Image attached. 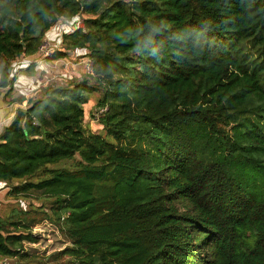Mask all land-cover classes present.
Segmentation results:
<instances>
[{"label":"trees","instance_id":"trees-1","mask_svg":"<svg viewBox=\"0 0 264 264\" xmlns=\"http://www.w3.org/2000/svg\"><path fill=\"white\" fill-rule=\"evenodd\" d=\"M76 15L51 58L87 49L92 72L1 136L8 194L47 202L0 215V258L47 219L71 242L55 264H264V0H0V87Z\"/></svg>","mask_w":264,"mask_h":264},{"label":"crops","instance_id":"crops-1","mask_svg":"<svg viewBox=\"0 0 264 264\" xmlns=\"http://www.w3.org/2000/svg\"><path fill=\"white\" fill-rule=\"evenodd\" d=\"M62 21L47 32L45 41L53 44L58 41ZM89 59L87 49L78 48L71 50L65 58L43 59L37 52L14 61L11 67L13 83L0 87V141L17 111L28 108L31 97L41 95L44 90L42 87L48 86L50 82L56 84L57 81L80 80L87 76Z\"/></svg>","mask_w":264,"mask_h":264},{"label":"rangeland","instance_id":"rangeland-1","mask_svg":"<svg viewBox=\"0 0 264 264\" xmlns=\"http://www.w3.org/2000/svg\"><path fill=\"white\" fill-rule=\"evenodd\" d=\"M69 20L70 19L63 20L61 26ZM61 39L62 37L59 38L58 41L61 42L60 45H63ZM61 83H67V81L64 82V80H61L56 82V84ZM93 98L94 100L96 99L95 95H93ZM94 100H92L93 104L88 106L89 112L85 122L89 124L94 131L100 132L102 131V126L99 124L98 119H91L90 117L91 112H94ZM63 166L73 167V162L66 161L59 164L58 166L53 165L52 167L57 168ZM14 183H17V181H15ZM14 183L0 182V215L6 216L14 206L17 208L23 206L27 209H30L33 206L36 207L41 205V201L47 202V200L42 199L43 197L41 194H39V196H36L38 194H32L30 197H16L9 195L8 192ZM36 197L41 198L38 199ZM33 233L38 236L39 240L35 243H25L26 251L30 254L27 260H19L17 258H0L1 264H55V261L50 260L51 254L62 251L71 244L70 240L63 234L58 226L47 219L34 226ZM67 258L68 257H63L62 261L66 260Z\"/></svg>","mask_w":264,"mask_h":264},{"label":"built area","instance_id":"built-area-1","mask_svg":"<svg viewBox=\"0 0 264 264\" xmlns=\"http://www.w3.org/2000/svg\"><path fill=\"white\" fill-rule=\"evenodd\" d=\"M85 29H86V26H85V20H84L83 15H76L74 18L70 19L68 22H65L61 26L60 31H59V38L62 37L63 39V36L65 34H73L78 30H85ZM60 43H61L60 41H57L55 44H53L50 41L44 40L43 44L40 46V49L38 51V53L40 54V57L43 59L53 57L55 51L60 49L61 47ZM87 69L89 73L92 72L91 59L87 61ZM104 110L105 109H101L100 111H98L97 115H100Z\"/></svg>","mask_w":264,"mask_h":264}]
</instances>
